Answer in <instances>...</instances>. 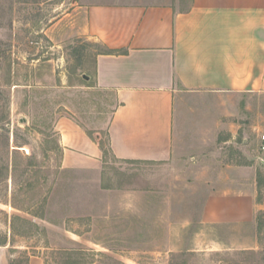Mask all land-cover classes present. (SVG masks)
Masks as SVG:
<instances>
[{
  "label": "rangeland",
  "instance_id": "obj_1",
  "mask_svg": "<svg viewBox=\"0 0 264 264\" xmlns=\"http://www.w3.org/2000/svg\"><path fill=\"white\" fill-rule=\"evenodd\" d=\"M189 0H179L186 8ZM79 0H0V251L14 264H264V92L185 95L166 162L111 153L65 170L56 124L108 149L112 93L93 86L103 48L82 34ZM86 76L88 80H85ZM227 165L255 168L253 222L203 224Z\"/></svg>",
  "mask_w": 264,
  "mask_h": 264
},
{
  "label": "crops",
  "instance_id": "obj_2",
  "mask_svg": "<svg viewBox=\"0 0 264 264\" xmlns=\"http://www.w3.org/2000/svg\"><path fill=\"white\" fill-rule=\"evenodd\" d=\"M82 34L103 48L93 86L112 93L107 136L113 157L166 162L175 103L185 95L264 92V0H79ZM65 170L98 172L99 145L73 120L56 124ZM255 168L227 165L201 211L203 224L254 221ZM0 264H8L0 251ZM33 264V262H31Z\"/></svg>",
  "mask_w": 264,
  "mask_h": 264
},
{
  "label": "trees",
  "instance_id": "obj_3",
  "mask_svg": "<svg viewBox=\"0 0 264 264\" xmlns=\"http://www.w3.org/2000/svg\"><path fill=\"white\" fill-rule=\"evenodd\" d=\"M96 142H97V144L99 145V148H100V150H101V153H102V157H105V155L109 152V153H111V151H110V148H109V142H108V149L107 150H105V149H103V147H102V144H101V142H100V140H95ZM2 245H5V244H3V243H0V246H2ZM8 264H14L13 263V261L11 260V261H9V263Z\"/></svg>",
  "mask_w": 264,
  "mask_h": 264
},
{
  "label": "built area",
  "instance_id": "obj_4",
  "mask_svg": "<svg viewBox=\"0 0 264 264\" xmlns=\"http://www.w3.org/2000/svg\"><path fill=\"white\" fill-rule=\"evenodd\" d=\"M259 150L260 152H264V134L259 137Z\"/></svg>",
  "mask_w": 264,
  "mask_h": 264
},
{
  "label": "water",
  "instance_id": "obj_5",
  "mask_svg": "<svg viewBox=\"0 0 264 264\" xmlns=\"http://www.w3.org/2000/svg\"><path fill=\"white\" fill-rule=\"evenodd\" d=\"M83 78H84L85 80H88V78H87L86 76H83ZM261 163H263V164H264V161H263V160H261Z\"/></svg>",
  "mask_w": 264,
  "mask_h": 264
}]
</instances>
